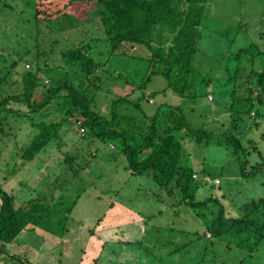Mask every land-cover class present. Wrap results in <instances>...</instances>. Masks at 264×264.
Returning <instances> with one entry per match:
<instances>
[{
  "label": "rangeland",
  "instance_id": "1",
  "mask_svg": "<svg viewBox=\"0 0 264 264\" xmlns=\"http://www.w3.org/2000/svg\"><path fill=\"white\" fill-rule=\"evenodd\" d=\"M35 12L36 0H0V79L6 77L0 83V97L18 90L16 79L21 74V68H25L26 62L37 65L40 52L50 55L49 65L41 58L43 68L56 67L61 51L93 38L94 51L103 55L101 61L108 60L110 69L121 75L117 79L109 77L97 90L100 112L108 113L119 94H130L125 107L133 114L139 112L134 104L138 98L150 114H154L159 106L181 105L191 125L208 130L212 138L209 143H197L192 137H185V149L190 154L191 167L197 175L195 181L199 184L194 199H209L205 205L192 207L178 202L180 195H169L151 176L134 174L127 168V157L110 142L98 138L91 140L82 135L83 131L79 132L72 121L65 123L62 137L57 141L60 149L54 141V147L51 144L40 152V158H46L52 148L54 151L48 157L49 161L43 162L41 170H46L49 165L57 173L63 165L60 163L64 160V152L76 155L81 169L59 175L58 189L47 186L55 177H42L43 182H47L41 184L42 187L45 185L46 196L55 199V203L61 202L55 204L57 208L52 203L53 209L63 208L67 215L64 233L53 234L42 229L49 236L62 240L58 246L64 253L63 256L53 254L45 260V264H264L263 246L253 250L241 248L236 238L214 240V245L202 251L206 242L212 239L211 233L204 235V231L221 207L227 216L240 218L245 214L244 204L264 198V172L248 177L241 171L243 161L248 160L252 164V158L257 155H246L244 150L236 154L223 134L232 121L228 109L232 106L234 88L227 81L225 58L236 54L242 47L261 41L264 0L208 1L201 27L200 49L194 59L196 73L192 81L197 86L194 98L181 97L171 89L163 92L161 89L168 87V83L162 76H155L142 92L138 84L149 71L151 51L142 44H135L134 47L128 44L122 55L112 54V44L105 31L100 29L97 12L82 9L78 11L81 17L60 16L50 21L37 20ZM13 63L17 64L18 73L12 68ZM79 79L75 76L74 83H78ZM209 79H213L212 87L206 83ZM83 87L90 94L94 92L88 82ZM153 91L155 94H152ZM240 93L244 91L240 90ZM57 105V101L51 102L43 112H55ZM9 107L27 109L24 103L14 100ZM259 109L260 116L252 114L245 131H249L251 126L252 129L258 126L257 130H253L256 131L255 136H261L262 144L258 145L262 149L264 103ZM30 115L36 121L42 119L37 111ZM59 116L48 117V120L60 119ZM20 120L13 122L11 127L6 125L10 136H3L5 132H0V187L17 193L18 204H21L22 196H28L26 181L41 172L38 168L39 156L31 162L27 161L26 165L23 163L26 161L23 152L40 129ZM247 133L244 135L246 139ZM254 214L253 217L260 216L258 212ZM55 223L53 227L60 230L58 222ZM30 232L38 236L36 231L30 229ZM199 235L201 239H198ZM42 241L46 243L47 251H58V247L53 248L56 243L43 238ZM16 246L21 248V233ZM18 251L15 253L20 256ZM38 252L29 249L32 261ZM41 259L40 264H43ZM0 260V264H12L5 255H0Z\"/></svg>",
  "mask_w": 264,
  "mask_h": 264
},
{
  "label": "trees",
  "instance_id": "2",
  "mask_svg": "<svg viewBox=\"0 0 264 264\" xmlns=\"http://www.w3.org/2000/svg\"><path fill=\"white\" fill-rule=\"evenodd\" d=\"M208 1L36 0L35 18L39 21H50L60 16L78 18L81 17L78 11L82 9L97 12L100 29L105 31L107 39L112 44V54L122 55L123 49H127L128 44L130 47L142 44L151 51L149 71L138 84L142 92L155 76H162L168 83V87L161 89L163 92L171 89L181 97L194 98L197 94L196 82L192 81L196 73L194 59L200 49L201 27L204 14L208 10ZM262 30L259 43L242 47L236 54L227 56L224 62L227 81L234 87L231 93L232 106L228 109L232 121L223 132L224 139L228 145L234 147L236 154L244 150L246 155L251 156L253 153L257 155L252 158V164L250 161L247 162L248 160L242 163V174L248 177L264 172L262 150L264 148L260 149L258 145V143L262 144L261 136H255L258 126L253 128L255 130L251 126L249 131H245V127L249 126L246 123L248 120L251 121L252 114L256 117L260 116L259 107L264 103V25ZM93 41V38H90L85 42H77L61 51L56 67H42L41 58L48 65L50 59V55L43 52L37 55L40 60L37 65L26 62L25 68H21L20 76L17 75L18 90L0 97V132H5L3 136H10L6 132V125L11 127V124L18 119H21V123L39 127L40 133L32 139L23 152V158L26 160L23 163L26 165L37 158L49 145L52 144L54 147V141L57 143L62 137L61 131L65 123L72 121L73 126L79 132L83 131L82 135L87 138L91 140L98 138L119 148L127 157L129 170L134 174L151 176L160 188L167 190L169 195H180L178 202H185L192 207L207 204L208 198L202 201L194 199L199 184L195 181L197 175L191 167L190 154L186 152L184 142L185 137L190 136L197 143H209L212 141L211 133L204 128L192 126L181 105L169 104L165 108L159 106L154 114H150L142 107L141 98H138L134 104L137 109L139 108V112L133 114L128 107H125L129 102L130 94H119V97L113 100L108 113L100 112L97 90L109 77L117 79L121 75L110 69L108 60L101 61L103 55L94 51ZM16 65V63L12 64L15 70ZM75 76L81 78L78 83H74ZM5 78L2 77L0 83L4 82ZM212 80H206L208 86L212 85ZM85 82L94 89L92 94L83 87ZM240 90L244 93L241 94ZM152 94H155V91ZM13 100L24 103L28 110L9 107V103ZM54 101L58 104L56 111L43 112ZM35 111L42 115L40 121H36L35 117L30 115ZM55 115H60V119L48 120V117L52 118ZM246 133L247 139L244 138ZM59 145L58 142L56 145L58 149L61 147ZM52 150L53 148L49 153L52 154L54 152ZM51 154L46 158L39 156L40 170L43 162L49 161L48 157ZM63 156L64 160L60 163L63 165L57 173L51 170L49 165L46 170L40 172L41 177L47 179L48 176L55 177L48 185L54 189L59 188L56 187L59 175L66 172L75 173L81 169L76 155L64 152ZM87 159L86 157V161ZM16 194L0 187V255H5L12 264H35L24 255L25 253H21L20 256L11 255L7 244H13L29 224L53 234L56 232L60 234L61 231L64 233L67 228L66 210L59 208L55 211L52 203L55 205L61 202L55 203V199L46 196L45 191L43 195L31 198L24 205L18 204ZM262 207H264V198L246 203L242 206L245 214L240 218L227 216L224 208L221 207L220 212L204 231V235L210 232L213 240L207 238L209 241L202 247V251H206L207 246L214 245V240L217 242L226 237L238 239L241 248L248 247L249 250H253L259 245L264 247V208ZM60 211L61 213L58 214ZM255 212L260 213V216L253 217ZM55 222L60 225L58 231L53 227ZM198 239H201L200 235Z\"/></svg>",
  "mask_w": 264,
  "mask_h": 264
},
{
  "label": "crops",
  "instance_id": "3",
  "mask_svg": "<svg viewBox=\"0 0 264 264\" xmlns=\"http://www.w3.org/2000/svg\"><path fill=\"white\" fill-rule=\"evenodd\" d=\"M27 182H29L27 185V186H29V187H27V189H29L28 193H27L28 196L26 197L24 195L21 197V205H24L25 203H27L31 198L43 195V191H45V189H43V188H45V185L42 187L41 184H43V183L47 184V182H45V181L43 182L42 177H41V173H39L38 176H35L34 179H30V181L29 180L26 181V183ZM48 185L49 184H47V186ZM30 229H31V231L32 230L36 231L38 233L37 234L38 236H36L35 234L31 235V232L29 234ZM49 233L44 232L42 230V228H40L34 224H29L27 226V228L21 232V248L19 249V246H16L17 239L13 244H7V248L10 250L11 255H16L15 251H18V249H19V251H18L19 254L25 253L29 257V254H28L29 249L32 248V249H34V251L38 252V250H39L38 248L42 247V249H40L38 253H35L36 256L33 258V261L30 257L29 258L35 264H40L41 263L40 259L43 257V259H41V260H44L43 264H45V260L46 259L49 260V257L53 256V254L59 253V255H61V256H63V254H64L61 247L58 246L61 244L60 241H62V240L55 238L53 235L49 236ZM52 237L56 240L52 239ZM42 238L45 241L52 242V244L56 243V245L53 246V248L58 247V251H54V250L53 251L52 250L47 251L45 249L46 243H43L44 241H42ZM35 241L40 242V243H37ZM1 256H3V255H1ZM40 256H42V257H40ZM0 261H2V260H0Z\"/></svg>",
  "mask_w": 264,
  "mask_h": 264
},
{
  "label": "water",
  "instance_id": "4",
  "mask_svg": "<svg viewBox=\"0 0 264 264\" xmlns=\"http://www.w3.org/2000/svg\"><path fill=\"white\" fill-rule=\"evenodd\" d=\"M3 247H4V248H6V245H5V244H3Z\"/></svg>",
  "mask_w": 264,
  "mask_h": 264
}]
</instances>
